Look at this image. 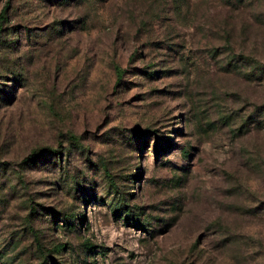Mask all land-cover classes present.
I'll return each mask as SVG.
<instances>
[{
	"label": "rangeland",
	"instance_id": "374dc122",
	"mask_svg": "<svg viewBox=\"0 0 264 264\" xmlns=\"http://www.w3.org/2000/svg\"><path fill=\"white\" fill-rule=\"evenodd\" d=\"M0 264H264V0H0Z\"/></svg>",
	"mask_w": 264,
	"mask_h": 264
}]
</instances>
